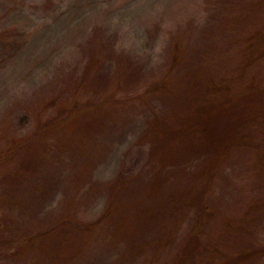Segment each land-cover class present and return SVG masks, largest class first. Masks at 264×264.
<instances>
[{
	"label": "rangeland",
	"instance_id": "rangeland-1",
	"mask_svg": "<svg viewBox=\"0 0 264 264\" xmlns=\"http://www.w3.org/2000/svg\"><path fill=\"white\" fill-rule=\"evenodd\" d=\"M0 264H264V0H0Z\"/></svg>",
	"mask_w": 264,
	"mask_h": 264
}]
</instances>
